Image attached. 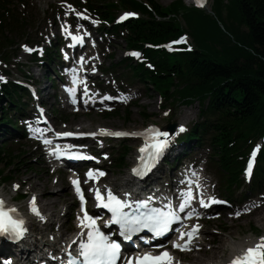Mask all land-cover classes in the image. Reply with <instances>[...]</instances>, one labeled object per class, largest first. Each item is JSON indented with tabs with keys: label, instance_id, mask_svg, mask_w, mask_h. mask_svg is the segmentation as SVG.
<instances>
[{
	"label": "trees",
	"instance_id": "trees-1",
	"mask_svg": "<svg viewBox=\"0 0 264 264\" xmlns=\"http://www.w3.org/2000/svg\"><path fill=\"white\" fill-rule=\"evenodd\" d=\"M147 1L160 15L181 13L186 30L198 47V51L170 59L156 57L153 52L148 55L162 70L174 68L189 75L195 85H190L183 94L209 98L208 111L219 118L216 138L225 150L218 164L228 187L238 181L239 169L229 153L234 155L240 149L238 141L264 132V0H213L212 15L186 7L182 0H176L169 8L160 7L155 0ZM182 31L173 21L148 25L138 21L133 29L134 38L127 42L131 47L138 42L159 43ZM232 136L236 140H231ZM1 154L4 156H0V176L1 164L8 165L10 158L7 151L1 150ZM261 156L264 158V150Z\"/></svg>",
	"mask_w": 264,
	"mask_h": 264
},
{
	"label": "snow or ice",
	"instance_id": "snow-or-ice-1",
	"mask_svg": "<svg viewBox=\"0 0 264 264\" xmlns=\"http://www.w3.org/2000/svg\"><path fill=\"white\" fill-rule=\"evenodd\" d=\"M197 2L200 3L201 0H197ZM125 15H132V13H126ZM28 50L31 51V49ZM133 55L138 54L133 53ZM3 79L4 77L0 76V80ZM73 103H75V100H73ZM180 130H184L183 126H181ZM101 132H107V130H101ZM108 134L115 136L139 135L138 133L124 132H111ZM58 135L70 136L73 135V133H58ZM77 135L94 136L96 133H79ZM148 136L152 137L150 159L154 163L167 147V137L169 134L167 132H160L159 129L150 128L145 132L146 139ZM161 137H164V139H161ZM44 142L46 144L50 143V141L47 140ZM148 146L149 145L146 144L144 147H141L140 152L144 153L145 147ZM55 154L58 157L60 155H69L74 157L81 155L78 153H60L58 149ZM255 155L256 153L253 151L252 157L254 158ZM140 159L145 170H150V165L147 161H145L144 157L141 156ZM252 162V159H250L246 170L249 175L251 174ZM133 172L136 174H143L139 171V169H133ZM88 175L92 178L93 172L90 170ZM100 175H103V173L101 172ZM73 184L75 185L77 194L80 195V199L83 204L84 196L81 188L79 187V182L77 180H73ZM96 196L97 200H100L101 203H103V206L112 212V219L120 225V235L125 239H129L132 233L139 232L144 228H147L156 236L163 235L169 230V225L172 221L179 219V217L172 211L165 212L161 209L148 208V202L146 200L135 202L137 208L143 209V211H139L136 214L124 212L123 209L129 206L128 202L119 199L111 190L108 191L107 203L103 202L99 190H97ZM188 199H191L190 192L188 194ZM200 203L201 205L207 206L203 199ZM31 205V211L39 216V209L35 205V197L32 198ZM184 207H186V204L180 205L181 211ZM14 211L15 209L13 208L5 209L4 201L0 200V233H7L11 235L12 238L16 239L22 237L27 229L23 226V219L15 218L10 215V213ZM239 214V212L235 213V215ZM80 222L82 227L88 230L87 240L82 239L79 244V256L82 257L81 264H117V260L120 258V244L115 240H110L103 232H101L99 227L96 225V218L88 215L86 210L84 211V217L81 218ZM196 231H198V228H194L192 232L181 233L180 238L183 239L187 236V241L184 245L174 243L173 246L180 248L181 250H190L188 248V244L191 242ZM70 264H75V261H70ZM128 264H173V260L170 254L165 251L156 256H153L150 253H144L142 257L137 256L134 261L130 259ZM231 264H264V237H261L259 242H257L253 247L247 248L239 256L235 257Z\"/></svg>",
	"mask_w": 264,
	"mask_h": 264
},
{
	"label": "rangeland",
	"instance_id": "rangeland-1",
	"mask_svg": "<svg viewBox=\"0 0 264 264\" xmlns=\"http://www.w3.org/2000/svg\"><path fill=\"white\" fill-rule=\"evenodd\" d=\"M156 1L162 6H167L168 4L173 2L174 0H156ZM184 2L186 4L189 3L188 0H184ZM209 2H210V0H208V5H209ZM37 12H39V11H37ZM32 13L34 14V12H32ZM182 24H183V21H182ZM124 45H125V43L120 40L118 50L123 49L125 47ZM118 50H116L117 57H115V58L120 57V52ZM41 74H42V72L39 69L33 70V75L35 78L39 79ZM155 101H156V98H152V99H148V100H145L144 102L139 103V105L141 107H145L147 109V112L152 113V112L156 111V102ZM156 112H154V113H156ZM150 121H156V118L150 119ZM77 122H81L86 127L90 126V128H93L96 125H100V126H111L114 128L124 127V128H133V129L135 128L136 129V128L142 127L148 121H145L143 119V117L139 114L138 109L133 108V109H131V114L129 117V121L127 123L123 122L122 116H119L117 118L108 119V120L104 119L100 116H95V117H86V118L80 117V118L72 121L70 124L72 125L73 123H77ZM127 146L132 149L133 144H130V142H129V143H127ZM132 155H133V151L131 150L129 155L126 156L127 164L130 163ZM13 170L15 171L16 168H13ZM17 170L18 171L15 173L16 177H17V179H20L21 181L23 179L30 177L32 180L36 179L37 182L40 184H42L44 181H46L48 184L51 183V176L49 174H47L44 170H41V168L37 165H30V167L29 166H20V168H17ZM114 171L116 172V170H114ZM125 174H126V170H119L120 179H123L125 177ZM63 185H66L65 182H63L62 184L59 183L58 185H55L54 187L52 186V188H51V189H54V190L62 193V196H61V194H59L57 192L58 193V200L60 199L62 201L61 205L63 204V201H65V199L67 202L71 200L70 196H66L67 193H63V191H64L62 189ZM36 187L38 188V186H36ZM1 188L4 191V194L8 193L7 184H1L0 183V189ZM37 188H35V189L37 190ZM54 209H57V205L54 207ZM262 212H264V211H262ZM262 212L256 213L255 215H252V216L245 217L244 219H242L240 221H231V220H228L227 218L222 220V223L225 224L228 229H227L226 233L219 234V238H218L217 243H216V248L220 247L223 241L224 242L228 241L229 237H232L235 240L237 239V241H240L246 237L247 238H249V237L253 238L252 235H254V234L262 235L264 228L260 227L259 224L257 223V219ZM217 251H220L222 254H224L226 249H224V250L220 249ZM207 254L208 253H206V255ZM189 260L192 262L193 256H190Z\"/></svg>",
	"mask_w": 264,
	"mask_h": 264
},
{
	"label": "bare ground",
	"instance_id": "bare-ground-1",
	"mask_svg": "<svg viewBox=\"0 0 264 264\" xmlns=\"http://www.w3.org/2000/svg\"><path fill=\"white\" fill-rule=\"evenodd\" d=\"M28 180H29V185L32 189H35L37 188L36 186H38L37 195L38 198L40 199V202L42 203V206H40V211L43 213L41 218H44L45 221H42L40 218L36 222L38 223V226H40V223H42V226L44 225L42 231L50 230L54 225L57 224L58 218L61 213L60 209H54V207L58 204V193L56 192V190L51 189L52 185L48 184L46 181L40 184L37 182L36 179L32 180L30 177H28ZM3 193L4 191L0 189V195H3ZM257 223L259 224L260 227L264 228V212H262L259 215L257 219ZM59 228L62 229L61 233H66L64 224L59 226ZM42 231L40 232L42 233ZM59 237L60 236L56 235L57 239L55 240H58ZM30 238L31 236L27 239L28 243L25 244L27 249L31 247V244L33 245L34 242H37V238H34L33 240L34 242H31ZM238 244L239 243H236V241H234V238L229 237L228 241L225 242L223 241L220 247L211 250L210 253L206 249H203L200 253L193 255V261L191 264H225L227 258L230 257L232 254H234L237 251V249L240 247ZM220 249L222 250L226 249L227 256H225V254H221L220 251H217ZM13 253H15V251H13ZM206 253L208 254L206 255Z\"/></svg>",
	"mask_w": 264,
	"mask_h": 264
}]
</instances>
